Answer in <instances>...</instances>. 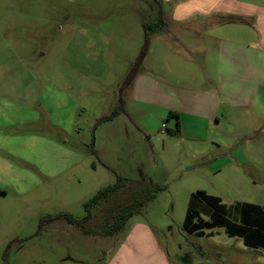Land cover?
I'll list each match as a JSON object with an SVG mask.
<instances>
[{
	"label": "rangeland",
	"instance_id": "1",
	"mask_svg": "<svg viewBox=\"0 0 264 264\" xmlns=\"http://www.w3.org/2000/svg\"><path fill=\"white\" fill-rule=\"evenodd\" d=\"M161 1L0 0V264H105L136 220L176 262L264 264L224 227H183L199 191L237 223L243 204L264 212V98H227L224 59L196 45L208 24L173 22ZM119 180L83 227L54 218L82 220Z\"/></svg>",
	"mask_w": 264,
	"mask_h": 264
},
{
	"label": "crops",
	"instance_id": "2",
	"mask_svg": "<svg viewBox=\"0 0 264 264\" xmlns=\"http://www.w3.org/2000/svg\"><path fill=\"white\" fill-rule=\"evenodd\" d=\"M161 2L170 7L167 17L173 22L185 26L193 21L202 22L203 25L208 24V27L197 31L204 32V36L211 38L203 40L200 35L196 45H200V53L215 52L224 59L225 73L220 76V84L225 85L227 98L232 97L237 106L241 107L264 98V0H162ZM231 17L241 18L244 22H220ZM170 112V118L176 116L177 112ZM180 117L182 119L183 116L179 115ZM207 236L213 237V231H209ZM242 242L245 245L243 239ZM248 248L258 251L261 249ZM105 264L188 263L185 260L182 263L172 259L169 251L157 239L151 225L136 220Z\"/></svg>",
	"mask_w": 264,
	"mask_h": 264
},
{
	"label": "trees",
	"instance_id": "3",
	"mask_svg": "<svg viewBox=\"0 0 264 264\" xmlns=\"http://www.w3.org/2000/svg\"><path fill=\"white\" fill-rule=\"evenodd\" d=\"M221 23H242L241 18H227L222 19ZM145 52L141 55L144 58ZM131 78L134 77V73ZM171 112L168 115L170 118ZM178 118L177 127H180L179 115L175 114ZM121 188L119 182L111 187L99 191L90 201L85 203L86 216L82 220H77L70 214H59L54 218L65 217L70 223L83 227L84 224L92 217L91 208L94 205L101 203L107 196L113 195ZM154 197L153 191L147 188L142 195L135 201L131 210L122 212L121 210L113 211L114 225L109 230L105 231L106 235H115L120 233L127 223V220L133 215L139 213L142 207ZM255 209H260L251 204H243L240 206L241 222L237 223L227 218L226 206L222 203V199L218 196H212L204 191H199L192 194L186 211L183 227L189 234L201 236L204 230H211L217 227H224L229 237H240L243 239L246 246L251 248L264 249V212L260 209L256 215ZM206 216L208 219H204ZM53 219V217H50Z\"/></svg>",
	"mask_w": 264,
	"mask_h": 264
}]
</instances>
